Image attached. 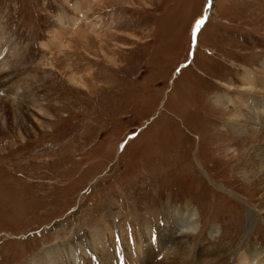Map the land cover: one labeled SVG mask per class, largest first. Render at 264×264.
I'll return each instance as SVG.
<instances>
[{
    "label": "rangeland",
    "instance_id": "rangeland-1",
    "mask_svg": "<svg viewBox=\"0 0 264 264\" xmlns=\"http://www.w3.org/2000/svg\"><path fill=\"white\" fill-rule=\"evenodd\" d=\"M76 1L89 3L0 0V43L12 47L0 73V264H38L46 253L47 264L58 253L61 264H109L106 254L140 264L130 247L149 241L138 231L133 243L130 226L155 215L163 227L186 203L200 218L192 242L208 251L197 264L264 252L263 193L236 171L244 144L234 108L215 104L224 84L264 77V0H93L79 16ZM77 17L85 49L74 36L62 51L44 49ZM72 75L86 76L85 88ZM13 84L31 85L45 111L32 101L15 119ZM103 221L116 222L114 238ZM98 225L105 246L94 247Z\"/></svg>",
    "mask_w": 264,
    "mask_h": 264
},
{
    "label": "bare ground",
    "instance_id": "bare-ground-1",
    "mask_svg": "<svg viewBox=\"0 0 264 264\" xmlns=\"http://www.w3.org/2000/svg\"><path fill=\"white\" fill-rule=\"evenodd\" d=\"M76 3L77 1L74 3L75 5L73 11L74 10L77 11V16H79V13H84L87 6L93 3V0H89V3L87 2L88 3L87 6L79 2L78 4ZM70 18L69 16L64 14L61 16L58 22L61 21V23L62 22L66 23V21L68 22ZM78 20L79 17L71 20L69 30L67 31L62 29L59 30L58 33L56 34L55 39H53L52 42L50 41V42L42 43L44 49L49 51H54V50L57 51L60 50L61 47V51H62V49L65 46L67 38L70 39L72 38V36H74L73 43H80L81 45H83L82 49L83 48L85 49L87 41L85 39L86 37H83L82 35V33H84L83 29L79 28V30L77 29L78 31L76 30L75 33L73 32V28L77 26L76 23L78 22ZM89 27H91V30L95 29L93 25ZM62 38L63 41H61ZM11 50H12L11 46L9 47L8 45H3V43H0V73L1 71L4 70L5 71L4 74H5L6 70L11 67L12 64L11 59L10 57H8ZM69 57H71L72 59L75 58V57L73 58V55H69ZM262 66L264 69V62ZM51 67L52 70L55 71L57 70L53 62H51ZM68 69L69 68L66 69V67H64L63 71L65 72ZM79 78L80 77L77 75H72L69 77V80L68 78L67 80L68 83L72 85V87L74 86L75 89L85 88L82 83H84L83 79L87 77L84 76L83 79H79ZM11 86L12 88L10 87L11 88L9 90L10 92L6 94H14V96L12 97L13 99L11 100L12 101L11 104L14 107V110L16 109V111L14 112L15 119L18 117L17 115L19 114L21 106L29 110L30 108H28L26 105L30 107L32 101H34L35 104L32 105L42 112L44 108L41 107L42 105L39 106L41 103H39L38 97L34 94V92H31L32 91L30 87L31 85L28 86L30 90L29 91L27 90V92H23V93H21L22 87L20 84L17 86L16 84H13ZM224 86L227 88L228 92L226 94L223 93L221 95L215 96V101H216L215 104L220 109L228 108L229 106H232V108H234L235 110L234 115L231 116L230 118V124L233 127V130H235L237 133L236 137L238 138L239 144H244V148L242 150L243 156L239 159L240 162L238 164V168H236V171L238 173L244 174V177L247 178L248 181L250 182L251 184L250 187L252 189H256L257 191H261V193H263L261 214L264 216V77L248 71L241 77V85L237 86L238 87L237 89H234V87H231L232 85L229 84H224ZM173 212L174 213L172 215V218L170 215V217H168L166 221H164V223L161 224L163 225V227L160 226V223L163 222L162 218L155 215L148 217L145 216L141 218L139 221H137V223L134 224V226H130L131 230H129V237L131 238V240H133V243L135 241V237L133 236V233L134 235L136 234L137 237L138 231H139L138 239L140 243L143 242L144 238H146V240L148 239L149 242H147L148 244L146 243L147 244L146 246L141 245V248L139 249L137 248L138 246L130 247L131 251L130 253H128L129 254L128 257L130 258L129 260L131 261L133 260L132 262L140 263V264H146L148 262L149 264H197L202 258H204V256L206 257V255L208 254L206 246L197 245V244L194 245V243L192 242L198 230V221L200 220V218L197 217L196 212L192 208V205L190 203H186V205L178 209H175ZM107 213L108 214H106L105 219L112 216V212H107ZM115 225L116 222L114 221L113 223L109 221H103L102 223V226L108 227V230H110V236H112L113 238L115 233ZM134 229L136 230L135 232ZM140 234L141 235L143 234L142 235L143 239L142 238L140 239L141 237ZM104 235H105L104 230L98 225L96 231L93 234H91V241H90L91 246L94 245L95 247V245H97L98 243L100 245L103 243L104 245L103 244L102 245L105 246ZM176 236H179L178 239L176 238ZM89 237L88 240L90 239ZM154 240L156 241V244L154 243ZM142 244L145 245L144 242ZM135 245H137L136 242ZM144 247L146 248L144 249ZM163 251H166L165 258L163 260H160L159 262H156V259H158V256H160V254H162ZM157 252L158 254H156ZM143 254L149 257L151 261H149V259L146 258V256L145 258L147 260H144L141 257ZM49 255H50L49 253H46L44 257H40V260H38L39 261L38 264L41 263L47 264L48 263L47 259ZM89 256H93L92 252H89ZM60 257L61 254L58 253V261H56V264H61ZM105 257L108 260L109 264L113 263L111 261L112 255L106 254L104 258ZM125 259L126 257L124 258V261ZM77 263L82 264L81 261L80 262L77 261ZM234 264H264V252L262 249H258L256 247L248 249L245 252H243L240 256L239 255L237 256V258L234 260Z\"/></svg>",
    "mask_w": 264,
    "mask_h": 264
},
{
    "label": "snow or ice",
    "instance_id": "snow-or-ice-1",
    "mask_svg": "<svg viewBox=\"0 0 264 264\" xmlns=\"http://www.w3.org/2000/svg\"><path fill=\"white\" fill-rule=\"evenodd\" d=\"M202 24H204V20H201V21H199V22L197 23V25H196V29H197V31H199L200 26H201Z\"/></svg>",
    "mask_w": 264,
    "mask_h": 264
}]
</instances>
